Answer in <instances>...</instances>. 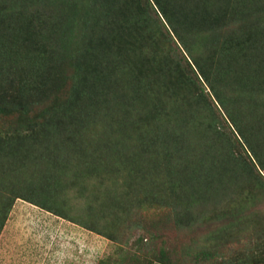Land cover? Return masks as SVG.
Instances as JSON below:
<instances>
[{
	"label": "trees",
	"instance_id": "16d2710c",
	"mask_svg": "<svg viewBox=\"0 0 264 264\" xmlns=\"http://www.w3.org/2000/svg\"><path fill=\"white\" fill-rule=\"evenodd\" d=\"M199 1L0 0V186L8 185L0 189V230L20 196L64 217L67 200L54 194L74 190L92 196L87 204L109 198L112 213L124 214L119 204L136 197L140 177V196L169 203L166 222L178 231L206 225L196 217L201 193L216 196L231 177L252 182L251 197L260 196L258 189L264 194V41L261 48L251 41L253 22L216 28L210 7ZM217 14L228 17L220 7ZM54 95L66 98L50 102ZM220 124L231 128L232 141ZM130 150L137 167L129 164ZM164 182L180 194L167 199ZM195 234L182 238L183 253L145 246L138 237L131 249L118 246L107 264H233L221 252L231 229L228 238L207 234L203 245ZM261 253H243L237 262L261 263Z\"/></svg>",
	"mask_w": 264,
	"mask_h": 264
},
{
	"label": "rangeland",
	"instance_id": "374dc122",
	"mask_svg": "<svg viewBox=\"0 0 264 264\" xmlns=\"http://www.w3.org/2000/svg\"><path fill=\"white\" fill-rule=\"evenodd\" d=\"M182 1L188 6L202 5L199 0L194 4L192 3L196 0H192V3L189 0ZM204 1L212 11L213 24H215L213 26L220 30L229 29L232 31L237 27L245 29L250 22H253L252 25L256 28L249 31L250 35L253 34L251 41L258 45L257 48H261L260 45L264 41V30L262 29L264 27V0ZM219 7L221 11L226 10V16L228 17L222 18L218 16L217 8ZM87 12L92 11H86L82 14L87 18L92 17L93 13L87 15ZM232 12L235 15L230 18ZM170 45L173 46L171 43ZM197 60L203 63L205 59L197 58ZM248 84L252 85L251 82H248ZM188 88L191 91L195 90L189 83ZM228 93L230 92H225L224 95ZM49 98L50 102H54L66 97L64 95H54L49 96ZM260 104H263V102H260ZM37 106L39 107V104ZM216 107L212 113L218 116L220 112L218 111L217 113V110L220 107L218 105ZM203 116L201 115V117ZM204 120H207V117H204ZM219 128L229 135L231 141L233 140L234 134L233 132L229 133L230 127L220 124ZM36 133L40 136L43 132L38 129ZM236 142V140L235 142L233 141L235 145ZM43 144L38 145L40 146L38 152H41ZM238 151L234 149L233 153L239 154ZM129 153L134 158L133 162L129 163L130 157H127L124 166H127L128 163L131 166H135L134 163L139 162L137 160L138 156L134 151L130 150ZM138 165L142 167V165ZM260 172L264 177V169ZM103 174L105 175V172ZM121 174L119 173L116 177ZM151 176L153 175L151 174ZM104 178L106 179V176ZM135 182L137 185L136 197L131 198L130 202L119 204V210L121 209L124 212V214L120 215L112 213L114 203L111 199L106 198L105 202L101 204L94 200L87 204V201L92 196L89 195L87 197L89 194L87 193L84 197H77L74 190H68V193L64 195L55 196L56 194H54V200L60 203L62 202L61 200H64L63 198L67 200L68 211L64 217L25 200L22 196L15 197L0 230V264H97L98 260H100L99 264H107V260L116 253L118 246H128L131 249L134 247L138 237L143 238L142 243H145V246L161 247L170 252H172L173 248L176 253H183L187 250L185 247L187 244L183 242L182 238L188 234L196 233L193 238L198 239V243L203 245L201 238L206 237L207 234L215 236L220 233L227 236L225 238H228L230 229V242H226L225 246H223V251H221L223 254L225 253L224 256L231 257L232 263L238 264L237 261L239 260L237 259L243 253L251 257L254 254H259L260 250H262L263 261L257 264H264V250L261 248V245L264 246L261 243L263 235L257 236L264 234V225L255 223V219L259 217L262 219L261 223H264V194L263 190L258 189L260 196L251 197L249 193L252 191L253 183L247 181L246 178L237 177L233 179L231 177L230 185L227 189L224 191L220 190V193L216 196H208L210 194L206 195V192L201 193L200 198L204 201L197 203L202 212L196 217L197 219L201 217L202 222L206 225L203 223L202 227H194V225L183 231L170 228V223L166 222V220H170L173 214L170 204L166 202L151 204L148 201L150 197L146 196L145 193L140 196V193L146 187V182H143L142 177L135 179ZM155 182L157 183V181ZM151 185L153 186L154 182H151ZM161 186L160 192L167 190L169 197L167 199H173L174 196L180 194V190L174 189L172 191V189H169V183L167 182L162 183ZM7 187L8 185L5 186L4 183V188L0 186V189L7 192ZM147 188L153 189L149 184ZM158 192V189H154L152 197L156 196ZM9 194H11L10 191ZM144 201L148 202L144 203ZM47 202H50V198H48ZM51 204L53 206L55 203L53 204L52 201ZM129 207H132L133 210L127 213ZM79 222L87 223L90 226H103L107 234L97 233L95 230L89 229V226ZM133 222L134 227L131 225ZM129 226L130 228L128 229ZM162 226L164 227L162 228ZM145 229L149 230L152 235L149 236ZM148 236L149 239H147ZM133 250L134 248L131 251ZM64 260H66L65 263ZM217 260H220V257ZM142 264H145V262ZM152 264L161 263L155 262ZM187 264H207V262L194 261L191 263L187 262Z\"/></svg>",
	"mask_w": 264,
	"mask_h": 264
},
{
	"label": "crops",
	"instance_id": "0c3cea01",
	"mask_svg": "<svg viewBox=\"0 0 264 264\" xmlns=\"http://www.w3.org/2000/svg\"><path fill=\"white\" fill-rule=\"evenodd\" d=\"M65 261H66V260H64V263H65ZM68 261H70V260H68Z\"/></svg>",
	"mask_w": 264,
	"mask_h": 264
}]
</instances>
